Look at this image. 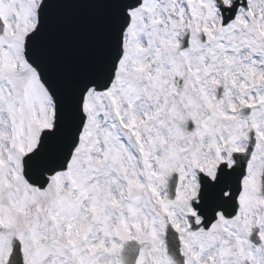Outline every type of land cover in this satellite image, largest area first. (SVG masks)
<instances>
[{"label":"snow or ice","instance_id":"1","mask_svg":"<svg viewBox=\"0 0 264 264\" xmlns=\"http://www.w3.org/2000/svg\"><path fill=\"white\" fill-rule=\"evenodd\" d=\"M0 264H264V0H0Z\"/></svg>","mask_w":264,"mask_h":264}]
</instances>
